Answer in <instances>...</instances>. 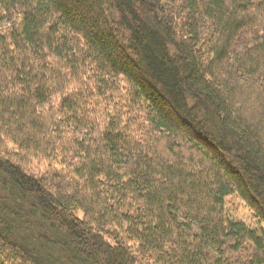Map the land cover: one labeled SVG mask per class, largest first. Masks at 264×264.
<instances>
[{"label":"trees","instance_id":"16d2710c","mask_svg":"<svg viewBox=\"0 0 264 264\" xmlns=\"http://www.w3.org/2000/svg\"><path fill=\"white\" fill-rule=\"evenodd\" d=\"M0 264H264V0H0Z\"/></svg>","mask_w":264,"mask_h":264},{"label":"rangeland","instance_id":"374dc122","mask_svg":"<svg viewBox=\"0 0 264 264\" xmlns=\"http://www.w3.org/2000/svg\"><path fill=\"white\" fill-rule=\"evenodd\" d=\"M227 208L229 210V214L234 218L247 220L249 218V213L245 208L237 203V201L230 199L227 202Z\"/></svg>","mask_w":264,"mask_h":264}]
</instances>
